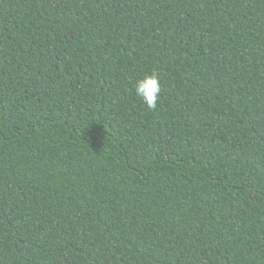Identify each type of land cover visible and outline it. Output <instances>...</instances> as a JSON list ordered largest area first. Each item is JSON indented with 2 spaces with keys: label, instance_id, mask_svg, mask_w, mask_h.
<instances>
[{
  "label": "trees",
  "instance_id": "obj_1",
  "mask_svg": "<svg viewBox=\"0 0 264 264\" xmlns=\"http://www.w3.org/2000/svg\"><path fill=\"white\" fill-rule=\"evenodd\" d=\"M0 264H264V0H0Z\"/></svg>",
  "mask_w": 264,
  "mask_h": 264
},
{
  "label": "clouds",
  "instance_id": "obj_2",
  "mask_svg": "<svg viewBox=\"0 0 264 264\" xmlns=\"http://www.w3.org/2000/svg\"><path fill=\"white\" fill-rule=\"evenodd\" d=\"M135 93L149 109H155L160 99L161 86L155 72L138 79L134 85Z\"/></svg>",
  "mask_w": 264,
  "mask_h": 264
}]
</instances>
